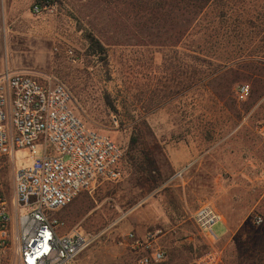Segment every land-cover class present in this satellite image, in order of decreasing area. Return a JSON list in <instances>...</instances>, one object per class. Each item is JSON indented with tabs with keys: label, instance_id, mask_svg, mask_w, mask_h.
I'll list each match as a JSON object with an SVG mask.
<instances>
[{
	"label": "rangeland",
	"instance_id": "rangeland-1",
	"mask_svg": "<svg viewBox=\"0 0 264 264\" xmlns=\"http://www.w3.org/2000/svg\"><path fill=\"white\" fill-rule=\"evenodd\" d=\"M36 1L0 0V76L64 84L76 114L124 151L121 181L53 215L62 234L95 237L80 264H140L133 246L150 234L162 264L213 247L222 264H264V0H53L35 15ZM32 164L15 153L16 169ZM0 166L11 196L13 167ZM203 204L224 217L217 241L193 220Z\"/></svg>",
	"mask_w": 264,
	"mask_h": 264
},
{
	"label": "built area",
	"instance_id": "built-area-1",
	"mask_svg": "<svg viewBox=\"0 0 264 264\" xmlns=\"http://www.w3.org/2000/svg\"><path fill=\"white\" fill-rule=\"evenodd\" d=\"M55 10L53 0L33 4L35 15ZM248 93L247 86L238 90L241 99ZM24 149L31 152L33 164L16 169L15 153ZM123 158L124 151L113 139L89 128L76 114L64 84H44L11 72L0 76V162H9L14 170L8 196L0 166V264L11 263L12 256L17 264H80L95 237L81 231L62 234V223L53 215L79 194L121 181ZM193 220L214 241V228L225 222L207 204L197 209ZM153 238L150 234L144 242L135 241L133 248L144 252L140 264L165 261L166 252L154 248ZM195 264H222V252L213 247Z\"/></svg>",
	"mask_w": 264,
	"mask_h": 264
},
{
	"label": "trees",
	"instance_id": "trees-1",
	"mask_svg": "<svg viewBox=\"0 0 264 264\" xmlns=\"http://www.w3.org/2000/svg\"><path fill=\"white\" fill-rule=\"evenodd\" d=\"M197 1H199V0H197ZM200 1L208 2V1H210V0H200ZM89 39H90L91 42H95V41H96L92 36H89ZM97 46H98L99 48L102 47V46H100V44H98ZM145 161L147 162L145 165H147V164H148V165L146 166L145 169L142 170V172H147V171L149 170V168L154 172V170L152 169V165L149 164V161H148V160H145ZM149 180H150V179H149ZM149 180H148V181H149Z\"/></svg>",
	"mask_w": 264,
	"mask_h": 264
},
{
	"label": "crops",
	"instance_id": "crops-1",
	"mask_svg": "<svg viewBox=\"0 0 264 264\" xmlns=\"http://www.w3.org/2000/svg\"><path fill=\"white\" fill-rule=\"evenodd\" d=\"M223 225H224V226H225V228H226V232H225V234H224V236H225V235L227 234L228 230H227V226H226L225 222H224V224H223ZM224 236H223V237H224ZM223 237H222V238H223Z\"/></svg>",
	"mask_w": 264,
	"mask_h": 264
}]
</instances>
